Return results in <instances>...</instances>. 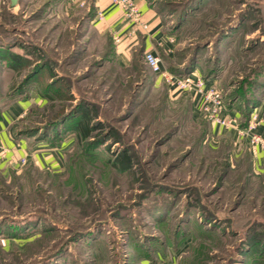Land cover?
<instances>
[{
    "label": "rangeland",
    "instance_id": "obj_1",
    "mask_svg": "<svg viewBox=\"0 0 264 264\" xmlns=\"http://www.w3.org/2000/svg\"><path fill=\"white\" fill-rule=\"evenodd\" d=\"M149 1L178 62L213 72L228 109L264 99V0ZM93 14L73 0H0V50L49 61L55 86L75 97L35 103L50 82L42 74L24 86L33 104L17 128L34 132L85 105L104 123L94 134L120 137L88 143L64 130L61 170L27 162L0 172V264H154L159 253L165 264H264V169L248 143L213 140L144 56L117 63ZM8 63L0 58L1 108L31 69ZM124 148L130 170L112 163Z\"/></svg>",
    "mask_w": 264,
    "mask_h": 264
},
{
    "label": "crops",
    "instance_id": "obj_2",
    "mask_svg": "<svg viewBox=\"0 0 264 264\" xmlns=\"http://www.w3.org/2000/svg\"><path fill=\"white\" fill-rule=\"evenodd\" d=\"M82 2V0H73ZM85 4L94 6L95 10H102L105 18L101 21H95L96 27L103 33H107L112 37L113 41V54L117 63L120 65H129L135 54L139 51L144 55L145 51H153L158 54L163 62L164 66L171 70L179 67L180 63L177 60L176 55V42L174 35L165 29V23L163 21L161 13L151 4L149 0H134L142 13V24L136 25L125 17L124 12L111 0H84ZM114 35L120 37L119 42H115ZM198 62V61H197ZM196 65H199L196 64ZM199 74L204 75L202 69L196 67ZM161 81L162 78L156 76V82ZM218 79L215 76L207 78V83H218ZM169 90V88L166 86ZM170 91V90H169ZM171 96H173L171 94ZM174 99H180L181 101H190L191 118L194 121L206 119L204 118L200 105L194 95L190 92H184L180 96L173 97ZM35 103L43 104L44 97L37 96L34 99ZM33 104V98L16 97L11 98V101L5 108L0 107V145L6 148L5 157L0 156V172L5 174L11 167L17 168L21 158L26 157L28 162H34L41 167H51L54 170H61L64 166L63 147H54L45 142H36L31 136L18 135L17 124L25 116L30 106ZM260 116L263 121L258 126L257 132L262 136L264 135V99L260 101ZM230 114L240 116L241 112L237 108L229 109ZM210 123V122H209ZM211 136L219 138L225 133L230 135L231 140L235 147L242 148L245 146L247 149V142L243 141L238 131L234 129L225 130L217 125L210 123ZM229 131V132H228ZM246 144V145H245ZM65 147V146H64ZM12 161V163H11ZM255 167L258 169H264V151H260L258 155L254 157ZM159 257L164 261L162 255L159 253ZM161 261V260H160ZM159 261V262H160ZM160 262L165 264V262ZM175 261L173 255L169 264H173ZM154 263V264H159ZM168 264V263H166Z\"/></svg>",
    "mask_w": 264,
    "mask_h": 264
},
{
    "label": "trees",
    "instance_id": "obj_3",
    "mask_svg": "<svg viewBox=\"0 0 264 264\" xmlns=\"http://www.w3.org/2000/svg\"><path fill=\"white\" fill-rule=\"evenodd\" d=\"M92 10L95 11V14H96V10L94 9V6H92ZM95 14H93V17H95ZM109 37L112 41V37L110 35ZM6 51L8 52L6 53L5 51L0 50V58L9 62L8 63L9 66L14 68L16 71L21 72L23 70H28L31 68L30 71L25 76L24 78L25 80H23L22 83L20 84L18 92L17 91L14 93L11 92L9 94L10 98H16L19 94L20 96L25 95L23 94L24 86L26 87L30 83L38 82L39 84H41L43 81H40L41 80L40 76L44 73L46 75L48 74L49 79H50V82L45 86L46 92H42V95H44V98H48L50 96H51V100H55L58 98L73 100L75 98L72 94H68V96H63L64 91L61 88L59 87L57 88L55 86L56 73L54 70H52V67L49 65L51 64L49 63V61H46V60L41 61V58L39 62L38 60L35 61L32 57L29 56L30 55L29 52H25V54H21L20 52H14L13 50H9V49H7ZM136 54L144 56L139 51ZM194 70H195V67H193V65L180 64L179 67H176L175 69H171L169 71L173 73H179V74H182V73L188 74ZM214 75L215 74L211 72V73H206L204 77L209 78ZM47 95H50V96H47ZM24 98H29V96L25 95ZM259 103L260 101L258 98L255 102L251 103L248 106V108H246L245 112L243 111L241 113V116H242L241 126L242 127L247 126L249 118H250V114L253 108ZM74 113H79V114L74 115ZM56 119L57 120H54L53 122L48 123L47 126L37 128L34 132H31L27 129H18L17 134L21 136L25 135V136H31L33 138L35 137L34 139L36 142H45L54 147H64L66 145L68 140L65 143L63 138H61V133L62 132L65 133V131L66 132L73 131L82 140L83 139L87 140L88 143H91L96 139L100 141L101 143H106L107 140L109 139L114 140L115 142L120 141L119 134L115 129H111L110 130L111 132H108L106 135L99 134V133L94 134L95 131H98V129L100 130L104 127V123L101 122V120H99L98 114L97 115L93 114L91 112V109H88L85 105H78L76 106V109L74 107V110L73 109L71 110L70 108V110L67 113H66V109H63L61 114H59ZM205 120L208 121V118H206ZM59 125H62V127L64 128H58ZM56 138L60 139V143L58 145H56L53 141ZM112 163L114 164L115 167H118L121 170H130L134 166V161L131 156V152H129L127 148H124L121 151L116 152L115 159L113 160ZM191 207H194V206H191Z\"/></svg>",
    "mask_w": 264,
    "mask_h": 264
},
{
    "label": "built area",
    "instance_id": "obj_4",
    "mask_svg": "<svg viewBox=\"0 0 264 264\" xmlns=\"http://www.w3.org/2000/svg\"><path fill=\"white\" fill-rule=\"evenodd\" d=\"M111 2L124 12L127 19L137 26L142 24V13L134 0H111ZM81 4L84 5L85 1L82 0ZM104 18V12L96 10L94 21H101ZM114 40L119 42L121 39L114 35ZM144 61L156 76L162 78L173 97L180 96L184 92L192 93L200 105L203 116L208 118L211 124L224 130L238 131L240 138L247 141L252 156L255 157L260 151H264V135L257 132L258 126L263 121L260 116V103L253 108L247 126L242 127V116L229 113L221 87L215 82L208 84L207 78L199 74L196 68L188 74L173 73L164 66L162 58L153 51L144 52ZM5 153L6 148L0 145V156L5 157ZM27 162L26 157H23L18 164L23 166Z\"/></svg>",
    "mask_w": 264,
    "mask_h": 264
},
{
    "label": "water",
    "instance_id": "obj_5",
    "mask_svg": "<svg viewBox=\"0 0 264 264\" xmlns=\"http://www.w3.org/2000/svg\"><path fill=\"white\" fill-rule=\"evenodd\" d=\"M12 6H15L18 4L19 0H9Z\"/></svg>",
    "mask_w": 264,
    "mask_h": 264
}]
</instances>
